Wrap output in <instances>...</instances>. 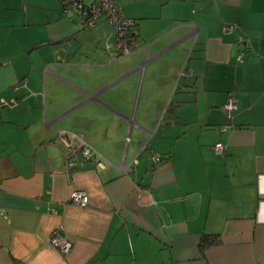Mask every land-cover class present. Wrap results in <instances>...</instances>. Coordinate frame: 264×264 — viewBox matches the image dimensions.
<instances>
[{
	"label": "crops",
	"instance_id": "crops-1",
	"mask_svg": "<svg viewBox=\"0 0 264 264\" xmlns=\"http://www.w3.org/2000/svg\"><path fill=\"white\" fill-rule=\"evenodd\" d=\"M116 2L125 55L106 20L0 0V264H264V0Z\"/></svg>",
	"mask_w": 264,
	"mask_h": 264
},
{
	"label": "built area",
	"instance_id": "built-area-1",
	"mask_svg": "<svg viewBox=\"0 0 264 264\" xmlns=\"http://www.w3.org/2000/svg\"><path fill=\"white\" fill-rule=\"evenodd\" d=\"M61 5V13L67 14L69 11H74L77 14L78 22L82 28H87L95 25L100 20H106L112 27L115 34L116 41L123 45L122 55L128 54L126 41L129 39L133 28L135 27V21L130 18L124 17L118 7L116 0H94L91 4H84L82 0H59ZM236 29L234 24L222 26V32L228 33ZM239 41H244L242 36H238ZM109 47V46H106ZM238 62L242 61V52L236 56ZM15 105L14 101L6 102L2 101L0 103V108L4 106ZM237 108L236 101L233 97H229L226 103L222 106V109L231 113ZM67 135H70L68 138ZM80 144V152L82 154L83 160H93L96 165L101 169H106L107 167L113 166L111 162L105 159L98 151L88 145L80 135L73 133H62L59 132L58 140L68 148L73 150V140ZM144 144L141 148H143ZM224 146L222 143L218 142L214 145V151L217 154H222ZM152 162H158L160 156L158 154H152L150 156ZM132 163H137V158L132 159ZM121 169L128 170L129 164H121ZM70 201L79 206H86L88 203V197L84 192L73 191L70 195ZM49 243L51 246L59 250L63 254H67L71 251L72 243L65 236H60L55 230L49 236Z\"/></svg>",
	"mask_w": 264,
	"mask_h": 264
},
{
	"label": "trees",
	"instance_id": "trees-1",
	"mask_svg": "<svg viewBox=\"0 0 264 264\" xmlns=\"http://www.w3.org/2000/svg\"><path fill=\"white\" fill-rule=\"evenodd\" d=\"M152 154H157V153H152ZM151 154V155H152ZM150 155V156H151ZM159 155V154H158ZM160 156V155H159ZM151 160V159H150ZM161 160V158H160ZM160 160L158 162H160ZM152 162V161H151ZM158 162H152L153 164L158 163ZM220 243V238L218 235L213 234V235H203L200 239V243H199V249L200 251H204L207 247H211L214 245H217Z\"/></svg>",
	"mask_w": 264,
	"mask_h": 264
}]
</instances>
